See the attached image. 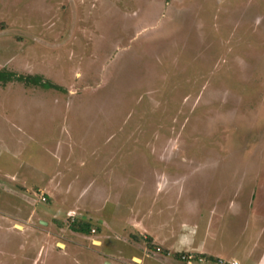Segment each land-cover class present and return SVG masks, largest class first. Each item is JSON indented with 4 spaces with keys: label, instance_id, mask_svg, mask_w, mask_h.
<instances>
[{
    "label": "rangeland",
    "instance_id": "1",
    "mask_svg": "<svg viewBox=\"0 0 264 264\" xmlns=\"http://www.w3.org/2000/svg\"><path fill=\"white\" fill-rule=\"evenodd\" d=\"M1 69L0 264L264 250V0H0Z\"/></svg>",
    "mask_w": 264,
    "mask_h": 264
},
{
    "label": "crops",
    "instance_id": "2",
    "mask_svg": "<svg viewBox=\"0 0 264 264\" xmlns=\"http://www.w3.org/2000/svg\"><path fill=\"white\" fill-rule=\"evenodd\" d=\"M189 239H191V247H189V250H187L186 252L187 253L192 252V253L201 254L204 257L203 261L199 262L198 264H232V262H234V261H236L238 264H247L249 258L251 259V257H252L251 256L252 251L247 253L246 249L243 250V253H239V251L236 252V249H240V248H238L239 244L237 241L231 243L233 245H232V248L230 250H235V251L233 252L234 255L233 256L231 255V257H229V256H226L227 253H225V255H222L221 252L222 251L229 252V251H227V249L230 247V242H225L224 240L221 242V241H219V239L213 238V236H211V235H207L205 237H197L196 236L194 241L192 240V238H188L186 236V237H183L182 240L187 242V241H189ZM97 241H98V243L103 244V240L101 238H99V240H97ZM153 242L155 244H159L155 241H153ZM159 245H162V244H159ZM164 249L166 250V252H165L166 255H164L165 253L163 254L164 257H162L161 260H159L160 262H162L160 264H173L170 262V259H169V257H171L170 256V252H171L170 250L172 249V245H169V248H164ZM133 256H132V258H134ZM223 256H226V257H223ZM226 258H231V259L227 260ZM153 259H154V257H152L151 254H149L148 252L143 253L141 255V259H140L141 262L138 264H149V263L150 264L151 263L156 264L154 262L155 260H153ZM174 264H179V263L177 262ZM249 264H264V250L261 252L259 257L254 258L253 261Z\"/></svg>",
    "mask_w": 264,
    "mask_h": 264
},
{
    "label": "trees",
    "instance_id": "3",
    "mask_svg": "<svg viewBox=\"0 0 264 264\" xmlns=\"http://www.w3.org/2000/svg\"><path fill=\"white\" fill-rule=\"evenodd\" d=\"M20 81L24 84H33L36 86H41L44 88H56L60 89L58 86L50 82L49 80H43L42 76L39 75H18L16 72H13L9 69L0 70V85H5L8 82ZM71 229L75 232H79L85 235L91 233V226L88 222L82 218L74 219L71 223ZM201 255V254H200Z\"/></svg>",
    "mask_w": 264,
    "mask_h": 264
},
{
    "label": "built area",
    "instance_id": "4",
    "mask_svg": "<svg viewBox=\"0 0 264 264\" xmlns=\"http://www.w3.org/2000/svg\"><path fill=\"white\" fill-rule=\"evenodd\" d=\"M182 259L185 260L187 262V264H192L194 261L197 260L196 257H194L193 255L191 254H184L182 256ZM199 261H203V258H198ZM232 264H238L236 261L232 262Z\"/></svg>",
    "mask_w": 264,
    "mask_h": 264
}]
</instances>
